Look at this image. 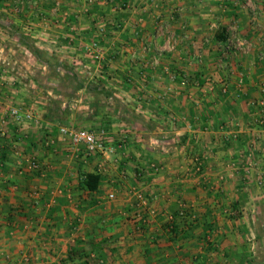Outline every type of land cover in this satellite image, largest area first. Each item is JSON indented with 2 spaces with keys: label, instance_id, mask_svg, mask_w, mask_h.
I'll use <instances>...</instances> for the list:
<instances>
[{
  "label": "crops",
  "instance_id": "crops-1",
  "mask_svg": "<svg viewBox=\"0 0 264 264\" xmlns=\"http://www.w3.org/2000/svg\"><path fill=\"white\" fill-rule=\"evenodd\" d=\"M95 1L90 11L74 15L77 21L70 26L50 16L56 27L64 28L56 32L55 27L56 34L64 35L56 43L61 38L73 41V32L78 35L79 45H67L72 54L68 62L32 57L25 45L0 46V264L24 257L27 264H69L70 248L78 240L91 254L88 258L97 251L87 242L104 244L103 264H239L253 224L245 213L256 206L243 198L251 190L260 193L264 185V129L258 126L255 104L264 99V45H251L249 52L232 50L235 55H226L229 67L215 55L220 48L202 57L201 44L181 47L185 41L180 39L182 44L172 52L170 37H156V31L170 26L173 36L189 33L199 41L213 35L209 30L216 20L223 27L235 20L240 27L264 32V19H249L248 13L238 11L239 1H232L229 11L201 7L198 2L206 0L168 1L187 2L178 14L160 9L157 2L162 0H127L130 8L125 11L103 9V14L99 6L108 2ZM193 2L198 4L188 7ZM1 3L0 8L6 7ZM4 11L10 20L1 21V27L25 23L20 14ZM32 12L28 18L41 19ZM104 19L114 20L107 33L99 30L107 24ZM93 40L100 42L101 59L87 50ZM146 42L153 49L145 60L134 58ZM28 46L32 51L40 48ZM155 56L161 62L153 69L149 62ZM168 68L176 79L170 78ZM242 75L245 83L239 87ZM9 106L32 111L34 120L20 124L7 114ZM64 125L104 131L109 143L124 141L119 160L74 153L60 134ZM32 158L40 163L39 170L30 167ZM197 162L203 166L201 173ZM79 168L102 173L96 193L79 186ZM142 170L145 174L138 175ZM111 193L114 199H109ZM223 207L239 208L243 216L221 217L218 210ZM182 209L187 212L177 220L179 231L174 233L166 216ZM206 226H212L218 242L212 239V248L204 249Z\"/></svg>",
  "mask_w": 264,
  "mask_h": 264
},
{
  "label": "rangeland",
  "instance_id": "rangeland-1",
  "mask_svg": "<svg viewBox=\"0 0 264 264\" xmlns=\"http://www.w3.org/2000/svg\"><path fill=\"white\" fill-rule=\"evenodd\" d=\"M2 1H3V3H1ZM44 1H45V3H43ZM55 1L56 0H39L38 4L35 5L32 2L29 3V1H26L24 3H19L16 0H0V3L3 4L4 6H6L4 8H0V11L5 10L4 13L6 11H8L10 13V15H13V14L19 15L20 14L24 18L23 20H25V23L21 22L20 24H23V25L19 26L18 28H14L13 24L6 25L8 28L7 27H1V25H0V46H3V45H25L24 46V47H26L25 51L30 56H32V57L34 56V57H37L39 59H43L44 61H48V62L52 61L53 63L54 62L57 63V62H61V61L62 62L67 61L68 62L69 59L71 60L72 54H71V52H68L67 51L68 49H66V48H69L68 46L73 45V44L79 45V44H75V38H77L78 35L74 34V32H73L72 35H70L71 37L74 38L73 41L67 42V41H65L66 40L65 38H61L60 42L56 43V41L59 40L58 36L61 33L60 34L55 33V27H56L57 23L55 21L52 22L51 17H50L52 15L51 10L53 9V6L55 5ZM60 1H61L60 2V8H59L60 12H59V14L56 15V17L63 24V26H66V25L70 26V24L72 22V20L69 19L70 15L74 16V14H76V13H78V15H79V13L84 12V9L86 7L90 9V6L93 8L94 5H96V3H94L90 6H88L85 0H82V1H80V0H60ZM166 1L167 2L162 0V2H160V3L157 2V4L161 5L160 9L166 8L167 12L169 10H171L170 11L171 14H173V13L178 14V12H176L178 7H182L181 11H183V8H184L183 5L185 6V4L187 3V2L186 3L180 2L179 4H175V2H171V3L168 2L171 0H166ZM215 1H217V2H215ZM221 1H223V0H210V1L206 0V1H201L198 3L201 5V7H204L205 9H208V10H219V11H224V10L227 11L228 10L229 11V9H231L230 3L232 1H235V3L239 1L237 6H241V7L238 8L239 9L238 11L243 10V11H245V13H248V15L251 16L249 19L258 20L259 17H262L264 19V0H224V2H225L224 4H221L220 3ZM48 2H50V3H48ZM123 2H124V0L120 1L119 3L117 2L115 4L116 5H122ZM127 2L129 3V1H127ZM105 3L106 2H103V1L101 2V4H104V5L99 6V8H101L100 13H103V14L106 13V12H103V9H106L109 12L112 11L113 9H116L115 5L108 4V3H107L108 5H107ZM153 3L154 2H152V4ZM198 3H195V4H194V2L192 4L190 3V5H188V7H191V6L194 7ZM176 5H178V7H175ZM141 6H146V4L144 3ZM214 6H216V8H214ZM0 7H1V5H0ZM136 8H138L137 5H136ZM34 10L37 11V13L39 15L41 14V11H43V13H45V16L43 15L41 17V19H38V17L37 18H33V17L28 18V16L31 15L30 12L33 14L34 12H32V11H34ZM125 10H122V11H125ZM184 10H185V8H184ZM66 12H67V16H66L67 18L64 19V16H63V19L65 20L64 21V20H62V17L60 18V16ZM225 14H223V15H225ZM8 17H9V15L4 17V15H2V13L0 12V22L1 21L8 22L10 20ZM175 18H177V17H175ZM155 19H156V16H155ZM20 20H22V18ZM108 20L109 21H107V20L105 21V19L103 20L104 22H107V24L102 23V25L106 27L105 31H108V29H109L108 27L110 25L112 26L111 21H114L113 19H111V20L108 19ZM234 21L235 20H232V22L229 25H227L226 27H223L222 25H220L219 20H216L215 23L218 25V28H219L218 30H221V29H226L227 27L233 25ZM172 22L173 21H171V22L168 21V24H172ZM38 23H40V24H38ZM236 23H237V25H239L238 22H236ZM263 23H264V21L260 22V27H264V25L262 26ZM48 24L50 25V27H52V30H49L50 28L48 29ZM255 24L256 23L254 22L253 26ZM162 26H164V25H162ZM22 28H23V30L20 31ZM56 28H57L56 32H58V31L62 30L63 27L59 26ZM121 28H123V27L121 26L120 30H121ZM254 28H255V26H254ZM11 29H15V31H11ZM243 29H246V31ZM136 30L138 31V33H140L139 29H136ZM163 30L165 33L161 36H163V37L165 36L166 39L170 37V43H169L168 49H170L172 45L179 46L178 44H180V43L182 44V42H179L180 39H183V41H185L184 44L180 45L181 47H187V48L189 47L190 48L192 45L196 46V45L201 44L202 45L201 48H199V50H198V48H195L194 51L198 50V53L200 52L202 57H205V55H207L209 53L211 54L212 51L217 52L218 51L217 48H220L221 49L220 54H215V55H217V56L220 55L222 57V61H224L227 65H229V67H232L229 64L231 62V60H227L226 55L228 58H230L231 53H233V51L229 50L225 40L223 41L222 44L219 45L217 38L214 39L216 37L215 34H216L217 29L211 28L209 30V32H214L213 35L206 34V36H204L203 38L202 37L198 38V39H201L199 41L197 40L196 37L192 39L190 37V36H192V34H189V33H187L186 36L183 35V38L182 37L178 38L177 35L173 36L172 33L169 32L170 30L172 31V28H170V26L169 27H163ZM157 31H156V37H159L157 35ZM236 31H237L236 36L234 38H237V37L245 38L246 37V39L248 40V43H249L248 45H264V32H260L258 30V28H256V29L251 28V30H250L248 25H247V28L240 27V25H239L238 29ZM66 32H68V30ZM140 34L136 33L137 36ZM187 36H189V37H187ZM60 37H64V35L61 34ZM197 37H198V35H197ZM193 40L196 42L194 43ZM234 41H235V39H234ZM147 43H150V42H146L145 44H147ZM28 45H34V46L37 45L40 48H38L39 50L34 49L33 50L35 53L34 54ZM39 45H45V46L41 47ZM55 45H58V46L55 47ZM59 45H66V46L68 45V46L64 47V46H59ZM48 46H50V47H48ZM150 46L152 47V45H150ZM63 49H66V50H63ZM169 51H172V52L176 51L175 47L173 50H169ZM194 51L192 49L191 53L188 52L189 53L188 55L193 54ZM190 58H192V57H190ZM217 69H219V68H217ZM223 69H224V67L221 68V70H223ZM221 73H223V71L219 70L218 74H221ZM59 92L60 91H58V93ZM195 165H196V167L198 165L201 166V169H200L201 170L200 173H201L202 169H203L201 162H197ZM220 180L224 181L225 179L221 178ZM250 185H253V184H250ZM262 185L263 184H260L259 187H261ZM262 187L260 189V193H258V194L254 193L253 194V192L251 190L250 191L251 192L250 197L246 193L244 198H243L244 203L247 201L253 200V202L255 203L256 206L254 209L249 208L248 212L245 213V214H249L247 216H251L253 224L250 225L251 230L248 231L249 237L248 236L247 237L249 240L247 241V243H244L245 245L243 244V246H244L243 253H245V255H243L242 259H240L241 262L239 264H264V188H262ZM253 189L255 191V189H257V186L256 187L253 186ZM246 191H248V190H246ZM244 206H245V204H244ZM231 208L225 209L223 207V208L219 209L218 210L219 216H221V217L225 216L226 219H228V220L229 219L230 220L231 219H238V218H241L243 216V211L239 210L240 206L238 209L234 208L232 210ZM84 209H86V208L81 207L79 212L84 213L85 212ZM100 219H102V218L100 217ZM211 228H212V226H211ZM203 231H205V229ZM207 235H209V234H206V238L207 239L210 238L209 239L210 241L213 239L214 241L216 240V242H218L216 237L215 238L212 237L213 235H210L211 237L207 236ZM237 237H239V236H237ZM78 243L82 244V240H80V241L78 240ZM202 245H203L204 249H207L208 247L212 248V245H207V243H205V242H202ZM247 247L249 248L250 254H249V252H245L248 250ZM24 258L21 261L19 259L18 261H15V262H23L24 264H27L26 261H23ZM77 261H80V260L72 261L69 264H80L79 262L77 263ZM104 261H106V258L104 259ZM104 261H103V263H104ZM93 263H95V261ZM103 263H99V264H103ZM10 264H12V263H10Z\"/></svg>",
  "mask_w": 264,
  "mask_h": 264
},
{
  "label": "built area",
  "instance_id": "built-area-1",
  "mask_svg": "<svg viewBox=\"0 0 264 264\" xmlns=\"http://www.w3.org/2000/svg\"><path fill=\"white\" fill-rule=\"evenodd\" d=\"M19 3H24L26 1L32 2L33 4L37 5L39 0H16ZM87 5L90 6L92 4H94L96 1L95 0H85ZM109 4L115 5V8H117L118 10H123V9H128L130 8V4H126V5H116V0H106ZM60 0H56L55 1V5L53 6V9L51 10V13L53 16H56L57 14H59V8H60ZM91 7V6H90ZM182 7H178V9L176 10V12H181ZM41 11V10H40ZM89 11V8H85L84 12ZM80 14V13H79ZM45 16V13H43V11H41L40 17ZM78 15V13L76 14ZM64 19L67 18V12L63 14ZM79 16V15H78ZM173 19L175 18V15H173L172 17ZM73 26V25H72ZM121 27V25H118ZM211 28H215V29H219L218 25L216 23H213ZM238 29V25L237 23L234 21V24L227 27L225 29V33L227 35V39L225 40L227 47L229 48V50H233L235 52H249V50H251V45H248V40L246 38L243 37H237L234 38L236 36V30ZM99 30L101 33H104L106 30V27L103 26L102 24L99 27ZM163 27H160L157 31V35L161 36L164 34L163 32ZM235 39V41H234ZM100 42L98 40H93L89 46V48L87 49L88 51H91V53L93 54V56L96 59H101L102 58V51L99 47ZM175 47V45H172L170 50H173ZM152 50V47L150 46V44H145L141 50V53H133V57L134 58H139L140 60H145L146 55ZM260 59H264V51L260 54ZM160 56H155L153 58H151L149 65L151 68L156 69L157 67L160 66ZM220 67H224L223 63H220L219 65ZM169 76L171 79H176L177 78V74L173 71H171L169 68L167 69ZM245 75H242L239 80H238V86L242 87L245 83ZM228 85L229 83L225 82L223 89L224 91L228 90ZM262 91L264 93V86L262 88ZM259 104L263 107V112H264V99H262L261 101H259ZM7 114L10 115L11 117H13L15 120H17L20 124L21 123H27V122H31L34 120V114L32 111L25 109L21 106H9L7 108ZM3 123L5 122V119L1 120ZM258 126L260 127V129H264V116L263 118L257 122ZM60 134L63 137V139H66L69 141V145H70V149L74 152V153H83L86 156H102L103 159L105 160H116L118 161L119 159L118 157V152L120 149H123L125 147V142L124 141H120L116 144L113 143H109L107 137L105 136V132L104 131H94V130H90L87 128H75V127H70V126H61L60 127ZM54 139H51L49 141V143H53ZM40 163L38 161H36V158H32L30 161V167L36 170H39L40 167ZM157 165H155V163L151 164V168H156ZM198 169H201V166L198 165ZM145 171V170H142ZM124 174V172H123ZM143 175V173H142ZM137 189V188H136ZM135 189V190H136ZM136 193L138 194L139 199H141V201L143 203H147L148 204V200L147 198L143 195V192L140 190H136ZM115 198V193H111L109 195V199H114ZM187 210L182 209L178 212L177 216L175 215V213H168L167 214V219L168 221H172L174 220L176 217H181V216H185ZM146 219H144L145 221ZM23 261L29 262L28 257H25ZM12 264H24L23 262H15Z\"/></svg>",
  "mask_w": 264,
  "mask_h": 264
},
{
  "label": "trees",
  "instance_id": "trees-1",
  "mask_svg": "<svg viewBox=\"0 0 264 264\" xmlns=\"http://www.w3.org/2000/svg\"><path fill=\"white\" fill-rule=\"evenodd\" d=\"M126 4H128L127 0L122 3V5H126ZM91 8L92 7H90V9ZM90 9H89V11H90ZM76 14H74V15L76 16ZM75 16H71L70 19L71 20L74 19L75 21H77V18H75ZM216 38H217V40H226L227 39V35H226L224 30L223 31L217 30L216 31ZM255 104H257L259 106L258 107L259 116H257V120L260 121L263 118V116H264L263 107L258 102H256ZM142 173L144 175L145 171H139L138 175L142 176ZM78 174H79V176H78L79 186L83 187L84 189H87V191L89 193H92V194L96 193L99 190L100 184H101V181H102V176H103L101 172H99L97 170H93V171L81 170L79 168ZM178 212L175 213L176 216H177ZM177 220H179V216L176 217L174 220L168 222L169 230H171L174 233H178V231H179V230H177L179 228V223H178ZM204 229H205V233H204L205 235L206 234L212 235L210 226L209 227L207 226ZM209 239H207L205 237V239L203 241L205 243L211 245V242H210ZM87 245H88V247L91 246V248L93 250H96L98 256H96L97 255L96 254V255L88 258L89 256H91V254L88 252V249H86V247L85 248L82 247V245L80 243H77V244L71 246L70 253L68 255V259L67 260H69V261L80 260L81 261L82 258H83L84 262L83 261L82 262L85 263V264H88V263L89 264L90 263L91 264L103 263V261L105 259V253L103 252L104 244H102V245L101 244L100 245L97 244L96 245L95 242L90 241V242H87ZM94 261H95V263H93Z\"/></svg>",
  "mask_w": 264,
  "mask_h": 264
}]
</instances>
